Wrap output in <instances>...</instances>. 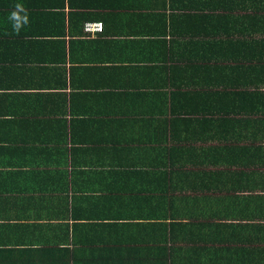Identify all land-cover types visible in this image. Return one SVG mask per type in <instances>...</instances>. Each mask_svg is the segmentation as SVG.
<instances>
[{
  "label": "crops",
  "instance_id": "obj_1",
  "mask_svg": "<svg viewBox=\"0 0 264 264\" xmlns=\"http://www.w3.org/2000/svg\"><path fill=\"white\" fill-rule=\"evenodd\" d=\"M0 264H264V0H0Z\"/></svg>",
  "mask_w": 264,
  "mask_h": 264
},
{
  "label": "clouds",
  "instance_id": "obj_2",
  "mask_svg": "<svg viewBox=\"0 0 264 264\" xmlns=\"http://www.w3.org/2000/svg\"><path fill=\"white\" fill-rule=\"evenodd\" d=\"M8 20L11 23L13 31L19 33L22 27L29 23L27 10L22 4L16 3L8 16Z\"/></svg>",
  "mask_w": 264,
  "mask_h": 264
},
{
  "label": "built area",
  "instance_id": "obj_3",
  "mask_svg": "<svg viewBox=\"0 0 264 264\" xmlns=\"http://www.w3.org/2000/svg\"><path fill=\"white\" fill-rule=\"evenodd\" d=\"M84 30L86 32H101L103 31V24L102 22H86Z\"/></svg>",
  "mask_w": 264,
  "mask_h": 264
},
{
  "label": "trees",
  "instance_id": "obj_4",
  "mask_svg": "<svg viewBox=\"0 0 264 264\" xmlns=\"http://www.w3.org/2000/svg\"><path fill=\"white\" fill-rule=\"evenodd\" d=\"M85 24V23H84ZM84 24H83V29H84ZM103 24V23H102ZM85 31V30H84ZM86 32V31H85ZM102 32V31H101Z\"/></svg>",
  "mask_w": 264,
  "mask_h": 264
}]
</instances>
